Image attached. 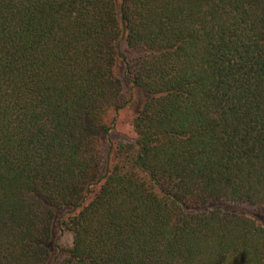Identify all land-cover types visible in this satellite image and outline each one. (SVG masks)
<instances>
[{
  "label": "trees",
  "instance_id": "obj_1",
  "mask_svg": "<svg viewBox=\"0 0 264 264\" xmlns=\"http://www.w3.org/2000/svg\"><path fill=\"white\" fill-rule=\"evenodd\" d=\"M229 203L264 209V0H0V264H264Z\"/></svg>",
  "mask_w": 264,
  "mask_h": 264
},
{
  "label": "rangeland",
  "instance_id": "obj_2",
  "mask_svg": "<svg viewBox=\"0 0 264 264\" xmlns=\"http://www.w3.org/2000/svg\"><path fill=\"white\" fill-rule=\"evenodd\" d=\"M122 53L127 56L136 55V51L127 50L122 47ZM116 74L122 81L123 94L127 103L117 109H109L106 111L103 121L109 125L110 130L108 136L106 135L103 139L99 140L98 148L101 154L103 155V160L107 159V151L110 146H115L118 142L121 141H131L134 138V133L132 130V119L137 110L138 105L143 100L144 96L141 95L134 87H132L130 80L127 78L124 71V62L120 59L116 65ZM104 162V161H103ZM107 165L103 163L102 172L105 173ZM96 188V185L93 186V190ZM228 207L231 211L238 213H244L247 216L254 219L257 223L264 226V209L261 206L257 205H248L245 203H229ZM58 243L60 248L66 249L71 246L72 235L69 231L64 228L59 232ZM59 258L63 257V254L60 252L58 254Z\"/></svg>",
  "mask_w": 264,
  "mask_h": 264
}]
</instances>
